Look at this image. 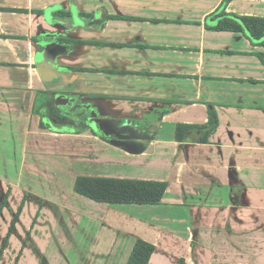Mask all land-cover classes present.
Segmentation results:
<instances>
[{
  "label": "crops",
  "instance_id": "crops-1",
  "mask_svg": "<svg viewBox=\"0 0 264 264\" xmlns=\"http://www.w3.org/2000/svg\"><path fill=\"white\" fill-rule=\"evenodd\" d=\"M225 1L0 0L2 240L20 209L1 258L20 235V258L32 249L38 264H127L138 239L155 245L148 264H264V46L215 28ZM224 8L264 18V0ZM44 48L64 72L54 86L37 68ZM55 88L146 143L47 123L38 105ZM209 105L218 125L203 140ZM104 153L118 161L109 175L88 164ZM79 176L167 188L159 204L106 203L77 193Z\"/></svg>",
  "mask_w": 264,
  "mask_h": 264
},
{
  "label": "trees",
  "instance_id": "trees-1",
  "mask_svg": "<svg viewBox=\"0 0 264 264\" xmlns=\"http://www.w3.org/2000/svg\"><path fill=\"white\" fill-rule=\"evenodd\" d=\"M228 0L225 1V5ZM214 15L218 17L217 30H229L246 34L253 42L264 46V18L255 16H242L235 13L225 12L224 6ZM264 61V53H259ZM43 127H44V123ZM218 125V115L214 105H209V123L205 128L204 139ZM188 126L179 125L177 138L182 139ZM167 188L163 181H144L109 177L79 176L75 182V191L85 197L99 202L122 203V204H159ZM27 195L25 194V199ZM4 203V202H3ZM21 208V207H20ZM20 212V209H19ZM15 215L9 233L0 250V258L7 246L9 236L18 219ZM155 245L142 239H138L134 245L127 264H148Z\"/></svg>",
  "mask_w": 264,
  "mask_h": 264
},
{
  "label": "rangeland",
  "instance_id": "rangeland-1",
  "mask_svg": "<svg viewBox=\"0 0 264 264\" xmlns=\"http://www.w3.org/2000/svg\"><path fill=\"white\" fill-rule=\"evenodd\" d=\"M43 98H44V96L42 97V99L40 100V103H39V105H38V109H40L41 108V106H42V103L43 102H41L42 100H43ZM61 123H59V125H60ZM79 124H76V123H65V124H63V126L64 127H66V128H77V127H79L78 126ZM98 128H101V126L99 125L98 126ZM103 129V128H102ZM104 130V129H103ZM92 148L94 147V149L97 151V152H101L102 151V145H96V146H91ZM105 148L106 149H109V148H113V146H105ZM101 155H102V153H101ZM2 159L3 158H0V166L2 167L4 164H6V163H4L3 161H2ZM5 159H7L6 157H5ZM117 159L116 158H114V159H111V158H108V156H106L105 155V153H104V156L101 158V159H99V160H97V159H94V160H92L91 162H89L88 161V164L89 165H91V164H94L95 166H97V168H101V169H104V170H106V172L104 173L105 175H109V173H111V172H109L110 171V169H112V168H114V166L115 165H117ZM9 165V164H8ZM0 174H2V175H6V173H4V171H2L1 169H0ZM17 181V180H16ZM28 182V183H27ZM23 184H31L30 186H32L33 188H34V190H38V188L36 187L39 183H37V181L36 180H24L23 182H22ZM25 191H23V190H21V192H15V200H16V203H18L19 202V204H20V202H21V198H22V195H23V193H24ZM42 192V191H41ZM3 197V196H2ZM1 197V198H2ZM32 205H34V203L32 204ZM32 206H31V209L29 210V215H28V217H30L31 216V214H32ZM4 219L2 220V222H1V225H0V250H1V248H2V245H3V243H4V238H3V240H2V235H3V233H4V231H5V228H6V223H7V219H8V217H7V215H5L4 217H3ZM27 226V221L26 220H24L23 221V224H22V226H21V229L20 230H22L23 231V229H24V227H26ZM21 232V231H20ZM21 238V236L20 235H18V237L17 238H15L12 242H10V244H9V249H8V251H7V253L5 252V255L3 256V258H0V259H2L3 260V264H17V260H18V258H19V263L18 264H38V259L35 257V255H37L35 252H33V250L31 249H29L28 251H27V253H24L25 255H23L21 258H20V253H21V247L23 246V244H22V242H20V239ZM24 240H25V238H24ZM23 240V241H24ZM3 242V243H2ZM2 255H3V253H2ZM2 257V256H1ZM73 262H74V260H72ZM42 262H43V264H49V262L51 263V264H53V263H55V260L54 259H49V262H48V260H46V259H43L42 260Z\"/></svg>",
  "mask_w": 264,
  "mask_h": 264
},
{
  "label": "flooded vegetation",
  "instance_id": "flooded-vegetation-1",
  "mask_svg": "<svg viewBox=\"0 0 264 264\" xmlns=\"http://www.w3.org/2000/svg\"><path fill=\"white\" fill-rule=\"evenodd\" d=\"M58 82L59 81L57 79L51 83V85L54 86L58 84ZM71 93L72 92L70 91L57 90V88L50 90L47 99L41 106V111L43 112L45 121L51 125H59L61 122H73L85 125L86 127L93 126L94 128H97L98 125H96V122L93 120V110H88L87 104L79 105L77 100L73 101L72 104H68L66 100L62 103L58 102V94L69 95ZM114 136L115 135L109 134V139Z\"/></svg>",
  "mask_w": 264,
  "mask_h": 264
},
{
  "label": "water",
  "instance_id": "water-1",
  "mask_svg": "<svg viewBox=\"0 0 264 264\" xmlns=\"http://www.w3.org/2000/svg\"><path fill=\"white\" fill-rule=\"evenodd\" d=\"M47 51V55L44 58H41L37 62V68L42 76V79L46 83H51L58 79V81H62L64 72L56 67L52 63V58L49 54H51V50L48 48H44ZM99 125L104 129L106 134L115 135L114 137L110 138L108 142L112 145L123 147L126 149H134L135 151L138 146L141 145L142 142L144 144L146 141H139L133 135L127 131L124 133L121 128H116L111 124V121L106 117H101L96 120ZM91 129L95 132L96 129L92 126Z\"/></svg>",
  "mask_w": 264,
  "mask_h": 264
}]
</instances>
